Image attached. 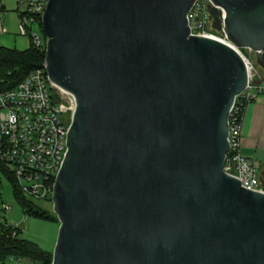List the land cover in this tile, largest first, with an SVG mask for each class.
I'll list each match as a JSON object with an SVG mask.
<instances>
[{
	"label": "water",
	"instance_id": "obj_1",
	"mask_svg": "<svg viewBox=\"0 0 264 264\" xmlns=\"http://www.w3.org/2000/svg\"><path fill=\"white\" fill-rule=\"evenodd\" d=\"M196 0H47L51 84L73 95L51 264H264V192L223 169L243 58L191 35ZM264 70V0H211Z\"/></svg>",
	"mask_w": 264,
	"mask_h": 264
},
{
	"label": "built area",
	"instance_id": "obj_2",
	"mask_svg": "<svg viewBox=\"0 0 264 264\" xmlns=\"http://www.w3.org/2000/svg\"><path fill=\"white\" fill-rule=\"evenodd\" d=\"M20 35H29L35 46H44L46 40L31 26H41L42 13L47 0H14ZM217 8L220 24L224 11L211 0H196L187 14L191 35L213 38L232 46L243 58L248 74L245 90L239 94L229 113V152L223 169L238 178L242 187L264 192L258 169L253 161L240 151V120L246 103L257 94L264 93V70H261L243 52L229 41L223 27H212L211 8ZM0 4V22H2ZM7 30L0 26V34ZM251 51V50H250ZM48 79L44 64L29 72L17 86L0 91V164L12 175L15 185L22 194L33 199H46L51 196L55 176L58 173L67 151V134L75 108L72 94L58 89ZM67 117L68 120H67ZM4 213L11 210L9 204L2 203ZM9 224L0 221V232ZM16 231H12V236ZM8 259L12 260V257Z\"/></svg>",
	"mask_w": 264,
	"mask_h": 264
},
{
	"label": "trees",
	"instance_id": "obj_3",
	"mask_svg": "<svg viewBox=\"0 0 264 264\" xmlns=\"http://www.w3.org/2000/svg\"><path fill=\"white\" fill-rule=\"evenodd\" d=\"M43 39L45 40L44 35ZM44 56V46L38 47L32 43L25 50L0 46V91L17 86L29 72L42 67ZM256 66L263 70L260 63H256ZM0 170L9 179L15 197L20 202L25 216L57 220L55 214L36 206L17 189L12 175L2 164H0ZM46 199L51 200V196ZM12 231H16L15 236H12ZM9 257L13 259L26 258L34 264H51L52 262V252L42 249L33 241L19 237V229L14 225H8L0 232V261H4Z\"/></svg>",
	"mask_w": 264,
	"mask_h": 264
},
{
	"label": "rangeland",
	"instance_id": "obj_4",
	"mask_svg": "<svg viewBox=\"0 0 264 264\" xmlns=\"http://www.w3.org/2000/svg\"><path fill=\"white\" fill-rule=\"evenodd\" d=\"M6 4L9 11H7L4 16L1 17L2 22H0V26L5 28L7 32L0 34V46L10 49L25 50L30 47L31 39L29 35L24 36L19 34L18 18L17 15L12 11L16 8L15 1L9 0L6 2ZM31 29L32 32H36L41 36L42 40H44L41 27L38 25V23L33 24ZM243 52L255 64L258 63L254 52L250 51L249 49H245ZM53 93L55 99H58L59 92L57 88L53 89ZM68 118L69 117H67V120ZM26 198L41 209L54 214L51 200L33 199L29 197ZM2 203L9 204L11 206V210L8 213H4L0 209V221L16 226L19 229V237L37 243L42 249L46 251H53L58 234L59 221L46 220L34 216H25L20 202L15 197L9 179L0 170V206ZM0 264L34 263L26 258H14L12 260L5 259L4 261H0Z\"/></svg>",
	"mask_w": 264,
	"mask_h": 264
},
{
	"label": "crops",
	"instance_id": "obj_5",
	"mask_svg": "<svg viewBox=\"0 0 264 264\" xmlns=\"http://www.w3.org/2000/svg\"><path fill=\"white\" fill-rule=\"evenodd\" d=\"M7 1L9 0H0L2 16L9 11ZM12 11L16 14L15 9ZM240 126V151L250 158L259 170L264 188V93L257 94L246 103L241 114Z\"/></svg>",
	"mask_w": 264,
	"mask_h": 264
}]
</instances>
